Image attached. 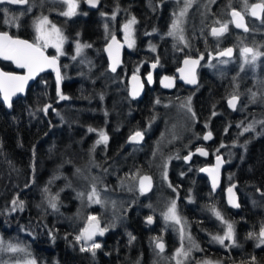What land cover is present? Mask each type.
Listing matches in <instances>:
<instances>
[{"label": "trees", "instance_id": "1", "mask_svg": "<svg viewBox=\"0 0 264 264\" xmlns=\"http://www.w3.org/2000/svg\"><path fill=\"white\" fill-rule=\"evenodd\" d=\"M237 4L238 2H234L230 6L236 8ZM31 7L30 0L23 6L10 5L9 27L0 24V29L32 39L29 32H32L37 10H32ZM122 10L129 11V4L123 2ZM160 10V5L155 2V14L149 21L148 15L138 14V29L144 28L147 31L157 28L155 17ZM144 16L146 18L141 21L140 18ZM247 25L248 30L245 32L230 26V31L216 37L215 43L208 38L206 48L212 51L227 44L234 45V38H239L240 43L258 44L255 37L260 38L262 34L256 28L255 20L247 18ZM258 28L264 30V27ZM245 35L252 40L246 39ZM195 46L197 49L205 47L203 40L195 43ZM0 65L5 69L18 71L12 63L1 61ZM239 70L235 65L226 73L219 71L208 77L204 84L207 92L218 98L238 95L240 101L246 103L247 86L242 82ZM104 77L107 81H104L106 87L100 91L103 95L110 93L106 90L108 87H113L116 92L120 91L121 83L113 82L108 73ZM81 82L65 87L68 99H61L56 94L52 76L45 73L28 88L24 96L12 102L11 111L0 100V237L3 242L19 246L23 249L20 254L33 258L37 264H151L148 259L150 248L153 239L159 237L157 230L161 223L150 226L143 221L144 215L154 212L144 207L153 194L141 197L135 186L129 193L131 197H138L141 205L134 206L126 202L120 212L122 224H117L115 218L113 221L103 218L105 231L98 242L101 247L95 250V256L91 251H81L82 239L79 242L76 240L79 225L92 210H85L79 221L76 218L82 211L79 198L94 189L120 190L123 182H133L134 185L136 178L133 173L141 167L146 168L143 160L138 159V169L135 160H127L131 154L118 144L126 129H121L123 121L120 123L112 111L106 114L108 111L102 113L94 110L89 113L87 110H80L82 107L87 108L81 104L82 101L90 99V96H81L86 94ZM45 108L47 112L44 111ZM225 111L224 108L215 117L216 133L219 137L222 129L226 134L225 138L232 136V177L240 183V191L248 188L246 193L250 203L244 215L236 219L250 221V239L254 240L264 220V134L243 131L241 109L239 113ZM198 118L202 122L209 116L200 115ZM124 120L122 127L130 125L129 115ZM90 128L93 131H89ZM101 130L108 135L109 141L106 144L97 143ZM59 136H64L67 140L61 144L58 142ZM224 153L229 155L226 151ZM170 156L172 158V154ZM179 168L178 161L170 162L168 180L173 185L183 181L177 175ZM193 181L186 179V182H191L187 185L191 194L198 187ZM257 188L262 189L263 197L257 195ZM119 190V193L125 192L124 189ZM13 200L18 203L13 205ZM49 201L56 203L55 210L50 207ZM19 202H23L22 211ZM69 203L71 209L66 208ZM201 211L205 215L210 213L204 207ZM164 236H169L168 232ZM83 246L90 248L91 244ZM0 254L5 256L3 250H0Z\"/></svg>", "mask_w": 264, "mask_h": 264}, {"label": "flooded vegetation", "instance_id": "2", "mask_svg": "<svg viewBox=\"0 0 264 264\" xmlns=\"http://www.w3.org/2000/svg\"><path fill=\"white\" fill-rule=\"evenodd\" d=\"M124 3L129 4L130 10L124 11L120 10L116 12L113 9H110L106 6L105 0H98L97 6H91L87 0H78L77 11L72 16H64L59 12L63 10L62 3L56 1L47 0L48 3L52 4L50 7L53 8L42 11L40 14H48L52 16L54 22L56 18V13L59 16L65 17L67 19H72L76 16V13H82L83 15H88L93 19L94 23L97 25V30L99 32L100 40L98 49L101 57L103 58V67L104 72L110 74L113 82L121 83V93H123L126 104H125V115L130 116V125L127 127L120 126L121 129H126L125 133L122 134V139L118 144H120L125 152L131 154L135 160L136 169H138V159L143 160L146 164V168H140L136 170V175L139 174V178L144 174H149L154 180L155 175L151 174L149 167V157L153 156L156 149V140H157V131H153V117L154 116H164L170 114H176L182 112L187 115H191L194 122V130L189 142L186 146L176 147V150H170L168 153L163 154L162 162L166 165V177L170 178V162L176 160L180 164L178 177L183 181L178 182L177 185L171 184L169 181V187H165L166 192V201L167 204L175 202L179 211L182 212V221H184L185 226L190 227V231L193 234V239L189 242L188 245L195 248L193 251L188 252V256L184 257L180 261V264H264V244H259V232L261 227L264 226V220L261 222L259 229L257 231V238L254 240L250 239L249 226L250 221L246 219H236L238 216L244 215L245 209L249 207V199L247 195V189L239 190L240 183L235 181L232 177L233 169V157L231 155L233 150V141L232 136L229 135L226 137V134L221 129L219 137H217L216 130V116L225 110L227 113L231 111H236L238 105L242 103L239 100L234 109L228 107V99L234 94L229 96H224L218 98L214 94H209L207 92V87L204 85L207 82V78L215 75L217 73L215 65L217 62L224 60H229L236 55V47L232 44H227L219 49L208 50V38L215 39L218 36H214L211 33V28L209 32L203 33L200 38L196 39L191 48L182 46L180 40L171 38L166 34V28L168 23L173 15L174 5L176 2L171 0H123ZM260 1L264 3L263 0H251V3ZM155 2L160 5L161 16L164 19L163 27L151 28L145 31L144 28L138 29V14L140 12L137 10V5L144 3L147 10V21L152 20L154 11ZM250 3V5H251ZM13 6H23L20 4H0V24L4 27H9V7ZM25 5V4H24ZM249 5V7H250ZM248 7V9H249ZM235 8L231 6L228 8V15L230 17V10ZM7 10L5 12L4 10ZM247 9V18L253 19L255 21L264 20V11H262L261 18H255L249 14ZM116 15V22L113 25L114 31L111 32V23L110 19L105 20L107 11ZM38 13V11H37ZM110 13V12H109ZM108 14V13H107ZM38 16H35V19ZM135 18L136 20V30H135V44L134 47L129 50L125 47L123 40L121 39V33L118 28L119 23L126 18ZM109 18V17H107ZM34 19V20H35ZM32 23V32L29 39L21 35H13L9 30H2L9 32L11 37H24L29 39L34 43L33 38V24ZM7 21V22H6ZM109 27L108 35L105 34V28ZM233 27V25H231ZM264 27V26H263ZM236 29V28H235ZM237 30V29H236ZM240 31V30H239ZM243 32V31H241ZM117 35L118 39L123 42V49L119 59V62L115 66V71L110 67L109 60L105 54V44L113 36ZM224 35V34H222ZM219 35V36H222ZM106 36H109L105 39ZM73 37V36H72ZM77 42L85 44L83 39L78 37H73ZM204 42V48L197 49L195 43L202 41ZM164 41L165 44L159 43ZM71 42H69L65 48L67 51L70 49ZM227 46H233L234 54L232 57H216V53ZM245 47V46H244ZM243 47V49H244ZM43 51L48 56H54L50 51ZM200 54H204V58L201 60L197 68L195 69L196 84L193 87L184 85L179 80V75L176 73L177 69L181 66L182 60L186 57H197ZM59 63L60 75H61V88L58 92L57 83L54 77L53 72L44 71L37 74L36 80L40 75L49 73L55 83L56 94L61 98V96L67 97L64 89L69 84L81 81L80 79H74L71 77L70 72L67 70L68 80H63L64 72V60L63 58L56 57ZM77 59V58H76ZM75 59V60H76ZM9 62L16 65L11 60H5L0 58V62ZM68 63L71 61L67 59ZM232 62V61H231ZM209 64V65H208ZM155 65V67L153 66ZM1 66V65H0ZM2 67V66H1ZM3 68V67H2ZM17 72H24L25 69L17 67ZM5 69V68H3ZM8 70V69H5ZM15 71V70H10ZM138 74L140 76L141 82L143 84V92L140 96L130 97L128 93V78L133 75ZM35 80V81H36ZM34 81V82H35ZM218 102L220 106L218 107ZM224 107V108H223ZM190 109V110H189ZM220 110V111H219ZM225 111V112H226ZM200 115L209 116L208 119L201 120L197 117ZM107 138L108 135L101 130ZM124 132V131H123ZM140 132L143 136V139L140 142H132L127 144L128 138L130 135ZM122 133V132H121ZM211 133V137L205 139L208 134ZM109 140L107 139V142ZM206 153L202 155L200 150ZM180 150V151H179ZM228 153L226 155L224 153ZM151 152V154H149ZM172 154V158L170 156ZM190 155V159L186 160L185 157ZM218 155L223 157V165L220 168V186L217 189H213L210 182V177L206 172L202 171L204 167H214L215 159ZM176 167H178L176 165ZM138 178V179H139ZM186 179L194 180L193 183L198 186L195 191L191 194L187 189V185L191 182H186ZM234 187L237 195V204L238 207H234L228 201L227 190L230 186ZM245 184V183H243ZM202 186V188L200 187ZM200 187V188H199ZM151 192V191H150ZM149 192V193H150ZM257 195H262V189H255ZM141 193V192H140ZM147 194V193H141ZM148 195V194H147ZM203 207L210 211L209 214H202L201 208ZM215 210V211H214ZM218 211L223 218L218 219L215 215V212ZM148 217H154L153 224L147 222ZM143 221L150 226H153L157 223H160L159 217L156 214L147 213L144 215ZM231 223L233 225L234 239L225 240L224 245H221L217 241L213 240V236H218V234L225 233L227 231V224ZM164 241V250L167 251V257L171 259V263L175 264V260L171 258V250L174 246L171 240V236H163ZM93 241V240H91ZM98 241V238L97 240ZM99 242V241H98ZM97 242V243H98ZM180 242L176 241V244ZM186 245V242H183ZM149 262L154 264L156 258L150 252L149 253Z\"/></svg>", "mask_w": 264, "mask_h": 264}, {"label": "rangeland", "instance_id": "3", "mask_svg": "<svg viewBox=\"0 0 264 264\" xmlns=\"http://www.w3.org/2000/svg\"><path fill=\"white\" fill-rule=\"evenodd\" d=\"M30 1L32 2L31 9L33 10L35 8L38 11L36 15L38 17L34 20L33 24V42L39 44L43 43V41H38L36 39V25L43 17H47V20L49 22L43 25V29L46 32H51L52 25H55V27L59 29L63 34L64 42L61 46V52L63 54L57 52V49L51 46V44L47 48H44V50L50 51L54 56L58 58L65 59L63 62L65 72L63 74V80H68V70V72L72 73V78L80 79L82 81L81 83L83 87H85L84 94H86H81V96L86 98L90 96V99H87V101H82L81 104H83L84 106L86 105L87 108L84 109V107H82V109L80 110L82 112H84L85 110H87V112H93L95 110L99 112L102 111V113L108 111L106 114H109L112 111L111 113H114L117 116V120L120 123L123 121L122 124H125L124 118L128 115L124 116V114H126V100L123 93H121V89L120 91L116 92L113 87H108L106 88V90L108 89L110 93H106L107 95H103L100 92L102 88L106 87L104 81L107 80L104 77L105 72L103 67V58L101 57L98 49L100 34L93 19L88 15H83L79 12H77L76 16L72 19H67L65 17L57 15L56 13L55 20L57 22L55 23L52 16H49L48 14H40L42 11L47 9L53 10V8L50 7L52 4L48 3L47 0ZM52 1L62 3L63 10L59 12L61 15H63V12L68 11V4L64 3V0ZM171 1H174L176 3L174 5L173 15L171 16V19L166 28V34L171 38L176 39L177 41L180 40L181 45L186 46L187 48H191L192 43L196 39L200 38L203 33H206L207 31L209 32L212 26L227 25L226 30L223 32L224 35L227 34L230 31V26L232 25L231 17H229L227 13L228 8L231 7L230 5L234 2H238L236 8H238L244 15H247V9L251 3V0H247L248 7H245V0H187L188 6L186 8V11L184 12V15L181 16V11L185 10L186 0ZM123 2V0H105L106 6L110 9L115 10L116 12L122 10ZM74 3L76 4V12L78 7V0H74ZM146 8V4L137 5V10L140 12V14L147 16V10H149V8H147V10ZM109 12L110 13L108 14L106 13L105 20L106 22L108 19L112 21L110 29L111 32H113V25L116 22V15L111 13L110 10ZM146 16H144V18H140V20L144 21ZM132 19L133 18L128 17L121 21L118 26L121 33V39L123 40L125 47L129 50L134 47L136 41V23L131 25L130 32L125 30L124 25L128 24ZM155 19L157 28L163 27L164 19L161 16V10L158 12ZM174 21H177L178 23V27L176 30L172 29V24ZM255 24L256 28L262 34V37L260 38L255 37V39L258 40V44L254 45L248 42L240 43L239 38H234L232 41L234 46L237 48L236 55L229 60H224L225 62H217L215 65V69L217 72L220 71L226 73V71L230 70L232 66L235 67V65H237V67L240 69V78L242 82L247 86L245 88V96L247 98V101L246 103L239 104L236 110V112L239 113L241 109V112L243 113V117H241V119L243 118L244 120L241 122L243 124L242 129L245 132V128L251 126V131H253L254 133L264 134V30H260V28H258H263L264 20L255 21ZM108 29L109 27H106L104 30L106 35H108ZM170 32H172L173 34L169 35ZM72 36L83 39L85 41V44L77 42V40H75ZM181 36L183 37V39H181ZM108 37L109 36H106L105 39H107ZM248 38L252 40V38L246 37V39ZM52 39H55V33H52ZM251 40L248 41L250 42ZM130 41L133 42L131 46H129ZM69 42H71V45L69 51H67L65 46ZM159 43L165 44L164 41H160ZM77 44L81 45V51L79 54H77ZM84 45H89V47H83ZM246 45H251L254 51L261 53V55L257 57L254 63H245V57L244 55H242V49ZM67 59L71 61L68 63V61H66ZM248 60H251V54L248 55ZM152 130L157 131L158 134L155 146L156 149L153 156L150 155L149 157L150 171L151 174L155 175L151 192L147 193L148 195L140 193L138 188L139 174L136 175L135 172L133 173V176H135L136 178L134 185L133 182H123L120 185V190L119 188H115L116 191L107 188H102L100 190L94 189L96 195L93 196L91 200L89 199V196L92 195L93 190L89 191L88 194L84 193V195L79 198V204L82 211L81 214L76 216V218L81 221L84 211L89 208H91L92 210L85 216V219L79 225V235L90 222L89 217H96V221L99 222L100 229H104V217L107 219L110 218L109 220L111 221H113L112 219L115 218L117 219V224H122V219H120V212L123 211L125 203L130 202L134 206L141 205L139 198L131 197V194L129 193L134 190L135 186V189L138 192L137 194H139L141 197L146 198L153 194L150 197L149 202L144 205V207L149 210H154V212L149 213L156 214L159 217V221L161 223L159 229L157 230L159 237L153 239L150 248V252L156 258L154 264H172L171 259L166 258L167 251L164 249L163 251H161L157 247L158 242L164 241L163 236L165 232H168V234L171 236L172 243L174 244L170 252L172 253L171 258H173L175 260V264H177V259L182 260L184 257L188 256L189 251H193L196 248L195 244L194 247L188 245L189 242H191L193 239V234L190 231V227H186L184 221H182L181 218L183 214L181 211H179L177 206L176 215L178 217L179 223L171 219H165V215L168 213V209L171 207L173 202L167 204L166 201L165 187H169V180L166 177L167 167L161 161L162 158L160 157L163 154L168 153L170 150H176V147L186 146L189 143L187 141L190 139V136L193 133L194 122L191 115H187L182 112L164 116H154ZM66 140L67 139L64 136L58 137V142L61 144H63ZM149 154H151V152ZM133 158L135 157L130 156L127 157V160H134ZM71 184L73 185V182H71ZM112 185L113 184H111V186ZM122 189H124L125 192H117L118 190L121 191ZM97 199H99L100 203L96 202ZM70 206L71 205L69 203L66 208L71 209ZM96 209L98 211H96ZM224 234L225 233L218 234V236H223ZM103 235H100L99 232H97L96 237L92 239L93 241H85L84 239H82V243L80 246L84 247L83 245L89 246L90 244L92 245L93 243H97L98 241H100V238ZM97 238L98 241H95L97 240ZM84 241L87 243H85ZM176 241L180 242V244H176ZM183 242H186V245H184ZM8 244L11 243L4 242L5 249L7 248ZM17 247L20 248L19 246ZM178 251L181 252V255L179 256L176 255ZM20 252L21 251L10 252L7 250H3L5 256L2 257V254H0V264H26L27 261L34 260L31 257H23ZM124 258L126 259L127 257ZM35 264H37L36 261Z\"/></svg>", "mask_w": 264, "mask_h": 264}, {"label": "snow or ice", "instance_id": "4", "mask_svg": "<svg viewBox=\"0 0 264 264\" xmlns=\"http://www.w3.org/2000/svg\"><path fill=\"white\" fill-rule=\"evenodd\" d=\"M87 2L95 7L98 4V0H87ZM20 4L24 5L28 3V0H0V4ZM64 3L68 4V11L63 12L62 14L65 16H71L75 14V8L76 4L74 3V0H64ZM188 6V2L186 0L185 10H182L180 15L183 16L184 12L186 11V8ZM245 7H248L247 0H245ZM258 10L264 11V3H258L251 6V14L253 16H258ZM7 12V10H4ZM233 17L236 19V26L238 28H244L245 31L248 29L245 27L243 23V17L240 15L239 12H233ZM7 22V21H6ZM49 23L47 20V17H43L40 19L39 23L36 25V32L37 37L36 39L38 41H43L42 44L39 43H29L25 40L20 39H14L13 37L9 36L7 33H0V58H3L5 60H11L13 61L17 67L23 68L27 70L26 76H17L10 73L0 72V92L3 93L5 101H9L10 97L12 95H15L16 92H22L24 85L27 83V81L31 78H33L37 73L40 71H43L45 67H54L56 64V57L49 58L48 56L44 55V48H47L50 44L51 46L55 47L57 49V52H61V46L64 42L63 34L60 32L59 29L55 27V25H52V31L46 32L43 29V25ZM136 20L133 18L128 24L124 25V28L126 31L130 32L131 25L135 24ZM178 27L177 21H174L172 24V29L176 30ZM227 25H222L220 29L213 28L212 29V35L219 36L222 35L223 32L226 30ZM52 33H55V39H52ZM173 33L170 32L169 35H172ZM114 39V38H113ZM181 39L183 37L181 36ZM132 41L129 42V46L132 45ZM83 47H89V45H84ZM81 51V45L77 44V54H79ZM232 49L229 48L226 51L222 52V56H231ZM251 54V60H248V55ZM242 55L245 57V63H254L255 60L261 53L254 51L252 48L245 47L242 49ZM199 61L192 60L188 61L185 60V64L191 63L192 65L197 64ZM155 67V65H153ZM54 70L57 72V80L59 82L60 79V72L58 68L54 67ZM113 71H115V64L112 68ZM194 72V69H193ZM189 83H195V76L192 75V78L188 80ZM61 99H67V97L61 96ZM237 97L233 96L232 99L228 101L230 107L235 108ZM190 110V109H189ZM45 112H47V109H44ZM251 130V126L248 128H245V131ZM89 131H93V129H89ZM100 140L97 141V143H107V136L101 132L100 134ZM211 137V133L208 134V136L205 137V139H208ZM133 141H136L138 139H142V135L140 132H137L132 138ZM202 155H206V153L203 151V149L200 150ZM190 158V157H189ZM218 159V165L216 169H202V171H208L210 174L213 172H218V166H219V157ZM213 187H215L216 184V176L213 175ZM148 180L150 181L149 177H144L141 180V191L143 192L145 190L144 187V181ZM47 191V189H45ZM231 188L229 189V192L231 193ZM96 195L95 190H93L92 195L89 196V199L91 200L93 196ZM97 203H100L99 199L96 200ZM13 205H16L18 202L16 200L12 201ZM230 203L233 204L234 207H238L239 205L236 204L234 201L230 200ZM49 205L52 209H56L57 205L54 201H49ZM23 202H19V208L22 211L23 210ZM215 211V210H214ZM215 215L218 219H223L221 217L220 212L216 211ZM165 219H171L173 221H176L179 223L178 217L176 215V205L175 202L172 203L171 207L168 209V213L165 215ZM89 226L86 227L80 235L76 237V240L79 242L81 239H84L85 241H90L93 239V237L99 232L100 235L104 234L105 229L99 228V222L96 221V217H89ZM92 221H96V223H91ZM148 223L152 222V218L148 217L147 220ZM250 237L252 234H249ZM259 244H264V226L261 227V230L259 232ZM134 239V237H133ZM234 239V231H233V225L231 223L227 224V231L223 236H213V240L217 241L221 245H224L225 240H233ZM101 245L99 243H93L90 248L88 247H81V251H91L92 255L95 256V250L99 249ZM157 247L163 251L164 245L162 243H157ZM0 250H7L10 252H17V251H23V249L18 248L17 246H14L12 244H8L7 248H4V242L2 239H0ZM30 255V254H29ZM177 256L181 255V252L176 253ZM26 264H35L34 260H29L26 262ZM177 264H180V261H177ZM207 264V262H206Z\"/></svg>", "mask_w": 264, "mask_h": 264}, {"label": "water", "instance_id": "5", "mask_svg": "<svg viewBox=\"0 0 264 264\" xmlns=\"http://www.w3.org/2000/svg\"><path fill=\"white\" fill-rule=\"evenodd\" d=\"M258 3H261L260 1H257V2H254V3H251L248 11H249V14L251 16H253L251 14V6L252 5H255V4H258ZM239 12L240 15L243 17V23L245 25V27L248 29V25H247V20H246V17L245 15L238 9V8H232L230 10V17H231V23L233 25L234 28H236L237 30H240V31H243L245 32L244 28H238L236 26V19L235 17H233L232 13L233 12ZM261 14H262V11L258 10V16H253L255 18H261ZM222 25H216V26H212L211 28V33H212V29L213 28H216V29H220ZM0 33H7L9 36L10 33L9 32H5V31H0ZM14 39H20V40H25V41H28L29 43H32L29 39L27 38H24V37H13ZM114 38V39H113ZM245 47L247 48H252L251 45H246ZM244 47V48H245ZM231 48L232 49V54L231 56H223V57H232L233 54H234V48L233 46H227L225 48H223L222 50L218 51L216 53V57H222L221 53L226 51L227 49ZM122 49H123V42L118 39L117 35H113L108 41L107 43L105 44V54L107 56V59L109 60V63H110V67L113 68V65L115 64V66L117 65V63L119 62V59H120V56H121V53H122ZM253 49V48H252ZM44 55L45 56H48L45 52H44ZM49 58H52L53 56H48ZM204 58V54H200L199 56L197 57H186L182 60V63H181V66L177 69L176 73L179 75V80L186 86H189V87H193L195 86L196 84V76H195V69L197 68V66L199 65V63L201 62V60ZM185 60H188V61H192V60H196V61H199L197 64L195 65H192L191 63L189 64H185ZM55 68H58L59 69V72H60V68H59V63H58V60L56 59V64L54 66ZM54 67H45L43 71H40V72H44V71H51L53 72L54 74V77H55V80H56V83H57V90L58 92L60 91V88H61V75H60V79H59V82L57 80V72L54 70ZM193 69H194V72H193ZM0 72H5V73H10V74H13V75H17V76H26L28 73H27V70L25 69L24 72H17V71H10V70H5L3 69L1 66H0ZM39 72V73H40ZM38 74V73H37ZM37 74L29 79L27 81V83L24 85V88H23V91L22 92H16L15 95H12L10 97V100L9 101H5L4 99V95L2 92H0V100L1 102L3 103V105L5 106V108L8 110V111H11L12 110V102L14 100H16L17 98L19 97H22L26 94L28 88L34 83V81L36 80L37 78ZM192 75L195 76V83H189L188 80H190L192 78ZM128 93L130 95V97H136L137 96H140L143 92V84L141 82V79H140V76L138 74H133L131 75L129 78H128ZM235 97H237V100H236V104H235V107L237 105V102L239 100V97L237 95H234ZM233 97V96H232ZM232 97H230L228 99V101L230 99H232ZM228 107L230 109H234L233 107H230L229 103H228ZM136 133L130 135V137L128 138V141H127V144H130L132 142H140L142 139H143V136H142V139H138L136 141H133L131 138L135 135ZM142 135V134H141ZM190 155H187L185 157L186 160H189L190 158ZM219 157V166H218V172H213L212 174H210L208 171H203V172H206L209 177H210V182H211V186L213 189H217L219 188L220 186V178H221V174H220V168L221 166L223 165V157L222 155H218L215 159V166L214 167H204L202 169H216L217 168V165H218V158ZM213 175L216 176V184H215V187H213ZM144 177H149L150 178V181L148 180H145L144 181V187H145V190L142 192L141 191V180L144 178ZM236 186V183H234L233 186H230L227 190V195H228V201L230 203V200L234 201L236 204H237V195H236V192H235V189L234 187ZM152 187H153V179L152 177L149 175V174H144L142 175L139 179H138V188H139V191L141 193H149L151 190H152ZM231 188V193L229 192V189ZM231 205H233L232 203H230ZM152 218V222L150 224H153L154 222V217H151ZM148 220V218L146 219ZM90 223V222H89ZM89 223L87 224L86 227L89 226ZM91 223H96V221H92ZM85 227V228H86ZM97 235V234H96ZM96 235L93 237V239L96 237Z\"/></svg>", "mask_w": 264, "mask_h": 264}]
</instances>
